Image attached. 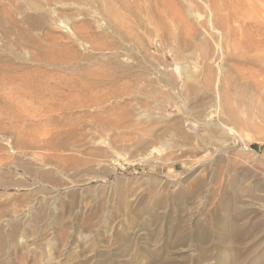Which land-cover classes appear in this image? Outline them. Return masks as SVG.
<instances>
[{
    "label": "rangeland",
    "instance_id": "obj_1",
    "mask_svg": "<svg viewBox=\"0 0 264 264\" xmlns=\"http://www.w3.org/2000/svg\"><path fill=\"white\" fill-rule=\"evenodd\" d=\"M50 1L0 0V264H264V0Z\"/></svg>",
    "mask_w": 264,
    "mask_h": 264
},
{
    "label": "bare ground",
    "instance_id": "obj_2",
    "mask_svg": "<svg viewBox=\"0 0 264 264\" xmlns=\"http://www.w3.org/2000/svg\"><path fill=\"white\" fill-rule=\"evenodd\" d=\"M9 1H10V0H9ZM47 1L49 2L50 0H47ZM52 1H54V0H51L50 2H52ZM58 1H59V0H58ZM60 1H61V0H60ZM8 3H9V2H8ZM66 9H68V8H66ZM59 10H60V9H59ZM61 10L63 11L62 8H61ZM61 10H60V11H61ZM7 12H8V11H7ZM57 12H58V11H57ZM9 13H10V12H9ZM65 13H66V11H65ZM35 14H37V13H35ZM30 16L32 17V15H30ZM35 17H36V16H35ZM43 17H44V16L41 15V14L37 15V17H36L35 19L33 18V21H31V23L29 22V23H30L29 25H32V26H35V25H36V26H39V23H40V24H43V23H44V18H43ZM50 17H51V16H50ZM24 19H25V18H24ZM31 19H32V18H31ZM36 19H37L38 21H37ZM29 20H30V19H28V21H29ZM45 21H46V19H45ZM61 21H62V20H61ZM59 22H60V21H59ZM59 22H58V23H59ZM46 23H47V21H46ZM46 23H45V24H46ZM60 23H61V22H60ZM15 24H17V23H15ZM26 24H27V22H26ZM27 25H28V24H27ZM59 25H61V24H59ZM41 26H42V25H41ZM30 27H31V26H30ZM63 28H64V26H63ZM66 29H67V28H66ZM45 32H46V31H45ZM51 33H52V32H51ZM46 34H47V33H46ZM49 35H50V34H49ZM37 55H38V54H37ZM41 59H45L44 62L46 61L47 63L49 62L50 64H51V62L54 61L53 59L49 58L48 54H46V53H44V52H43V54L41 55ZM37 60H38V59H37ZM62 64H63V63H62ZM10 79H11V78H10ZM12 99H13V98H12ZM214 125H215V124H214ZM212 126H213V125H212ZM221 127H222V126H221ZM221 137H222V136H221ZM221 137H220V139H221ZM215 138H216V137H215ZM215 138H214V139H215ZM215 140H216V139H215ZM221 140H222V139H221ZM224 140H225V138H224ZM226 140H227V139H226ZM212 141H213V140H212ZM218 141H219V140H218ZM222 141H223V140H222ZM212 143H214V142H212ZM218 147H220V146H218ZM223 147H224V146H223ZM216 148H217V147H216ZM217 150H218V149H217ZM225 150H226V149H225ZM219 151H220V150H219ZM226 151H227V150H226ZM214 152H215V151H214ZM96 153H97V152H96ZM96 153H95V155H96ZM220 153H221V151H220ZM220 153H219V154H220ZM222 154H223V153H222ZM92 155H94V154L92 153ZM226 155H227V154H226ZM223 157H224V155H223ZM229 161H230V160H229ZM222 162H223V161H222ZM229 164H231V162H230ZM82 165H83V164H82ZM259 177H260V176H259ZM256 179H257V178H256ZM256 179H255V180H256ZM253 183H254V182H253ZM238 184H242V183H241V182H240V183L238 182ZM256 184H257V183H256ZM243 185H244V184H243ZM251 185H252V184H251ZM258 185H259V184H258ZM178 186H180V185H178ZM248 186H249V185H247L246 188H247ZM237 187H238V185H237ZM238 188H239V187H238ZM257 188H258V187H257ZM248 189H249V188H248ZM259 189H260V188H259ZM261 190H262V189H261ZM249 191H250V190H249ZM262 191H263V190H262ZM3 242H4V241H3ZM3 242H2V243H3ZM1 248H2V247L0 246V251H1Z\"/></svg>",
    "mask_w": 264,
    "mask_h": 264
}]
</instances>
